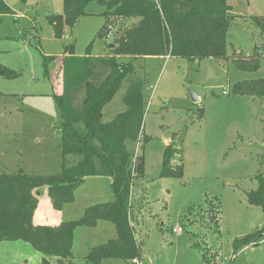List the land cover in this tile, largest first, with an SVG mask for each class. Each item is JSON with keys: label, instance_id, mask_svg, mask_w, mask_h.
I'll list each match as a JSON object with an SVG mask.
<instances>
[{"label": "rangeland", "instance_id": "1", "mask_svg": "<svg viewBox=\"0 0 264 264\" xmlns=\"http://www.w3.org/2000/svg\"><path fill=\"white\" fill-rule=\"evenodd\" d=\"M5 2L15 14L2 17L0 66L23 75L15 80L0 77V173L59 174L62 114L56 96L62 92L64 49L74 44L76 55L85 56L91 45V56H108L115 35L133 23L106 17L112 33L101 38L98 33L108 10L91 2L86 15L57 38L47 17L63 14V0ZM228 5L238 17L227 35L228 60L132 61L134 76L144 81L147 102L143 137L135 147L145 159L144 178L134 181L130 208L131 224L143 242L139 264H206L205 250L211 264H264V235L257 245L237 254L232 246L234 239L264 230V210L247 202L249 192L258 187L257 177H264V101L231 93L237 82L264 79V58L252 73L239 71L232 60L233 53L253 54L259 33L250 19L264 16V0H228ZM127 85L125 80L105 108V121L124 110ZM174 135V141L182 140L183 178H162L163 153ZM90 186L76 193L77 202L66 210L68 220L83 214L81 206L101 202L112 192L103 186V192L92 196ZM44 191L45 187L35 190L38 200ZM218 207L219 221L213 223L210 217ZM79 233L77 264H87L91 248L117 237L114 225L106 221ZM50 261L57 264L55 258Z\"/></svg>", "mask_w": 264, "mask_h": 264}, {"label": "trees", "instance_id": "2", "mask_svg": "<svg viewBox=\"0 0 264 264\" xmlns=\"http://www.w3.org/2000/svg\"><path fill=\"white\" fill-rule=\"evenodd\" d=\"M63 2L62 15L47 17L57 38L66 35L67 29L73 28L76 21L86 15L85 9L91 2L108 10L104 13L105 24L98 33L99 37L105 38L111 30V22L106 17L131 20L133 24L127 25L122 34L115 35V48L108 56H91V45L85 56L76 55L74 44L65 47L59 70L62 92L56 96L62 114V171L55 175H34L23 171L0 173V242L20 240L30 244L44 256L41 264H52L49 259L52 257L57 259V264H77L74 254L76 231L94 228L100 221H106L115 226L117 237L91 248L86 256L87 264H103L108 260H120L125 264L138 259L140 262L143 242L137 239L131 224L130 208L134 181L144 178L145 159L136 153V146L143 137L147 102L144 81L134 76L136 67L132 61L166 56L194 61L207 58L218 62L228 60L227 35L231 23L238 17L232 12L228 0ZM12 14L15 13L5 0H0V25L3 16ZM250 20L259 33L253 54L247 57L241 53L232 55L236 68L246 73L258 71L264 58V16L251 17ZM122 57L130 61L124 64L120 61ZM22 75V71L0 66V77L6 80H15ZM125 80L128 83L123 95L125 109L105 121V108ZM231 93L264 101V79L237 82L231 87ZM174 137L163 153L162 178H183L182 140L174 141ZM147 141L144 137L143 142ZM92 176L112 179L110 201L89 206L79 218L62 221L57 226L34 225L33 217L39 202L35 190L46 187L54 208L61 211L74 202L76 190ZM257 181L258 187L249 192L247 202L264 210V177H257ZM219 209L210 217L213 223L219 221ZM263 235L264 230L234 239V253L257 245ZM202 257L206 264H211L206 250Z\"/></svg>", "mask_w": 264, "mask_h": 264}, {"label": "crops", "instance_id": "3", "mask_svg": "<svg viewBox=\"0 0 264 264\" xmlns=\"http://www.w3.org/2000/svg\"><path fill=\"white\" fill-rule=\"evenodd\" d=\"M67 31H68V29H67ZM67 31H66V33H67ZM150 58H155V57H147V58H142V59L146 60V59H150ZM163 58L164 59L169 58V56H166ZM142 59H138V60H142ZM88 184H91L89 190L91 191L90 192L91 195L94 196V194H98V193L103 192V190H104L103 186L106 187V190L111 188L112 179L108 176L88 177L86 179L85 183L83 185H81L76 190L74 202L66 205L61 211H58L54 208L52 200L50 199L49 194H48V189L45 187L46 191H44L42 193L41 198L39 199V202H38V207L34 213V217H33L34 225L57 226L62 221H65L64 219H67V217H66L67 208H69L70 206L74 205L75 202H77L76 193H78L79 190H82ZM133 188H134V186L132 187V190H131V199H132ZM112 196H113L112 192L111 193L108 192V194L104 198L105 200H103L101 202H96V204L110 201L112 199ZM131 203H132V201H131ZM89 206L90 205H85V206H81V207L84 211ZM69 215L71 216V214H69ZM80 216H82V215H80ZM72 219H74V218H70V220H72ZM100 222H102V221H100ZM81 230H83V229H78L75 233L74 254H75V246L77 243L76 236H77V234H80L79 232ZM115 230H116V228H115ZM12 244H14V245H12ZM35 254H40L41 257H35L36 256ZM33 257L36 258L35 264H41L44 256L41 253H39L38 251H36L30 244H28L24 241L18 240V241L0 242V263H3V264H33L32 260H31V259H33ZM52 258H55V257H52ZM49 259H51V258H49ZM55 260H57V259L55 258Z\"/></svg>", "mask_w": 264, "mask_h": 264}, {"label": "water", "instance_id": "4", "mask_svg": "<svg viewBox=\"0 0 264 264\" xmlns=\"http://www.w3.org/2000/svg\"><path fill=\"white\" fill-rule=\"evenodd\" d=\"M113 48H115V45H110L109 46V49H113ZM192 99H193L194 102H198L199 101V99L195 95H192Z\"/></svg>", "mask_w": 264, "mask_h": 264}, {"label": "built area", "instance_id": "5", "mask_svg": "<svg viewBox=\"0 0 264 264\" xmlns=\"http://www.w3.org/2000/svg\"><path fill=\"white\" fill-rule=\"evenodd\" d=\"M224 94H226V95H227V94H228V92H227V91H225V92H224ZM176 231H177V230L175 229V230H174V232H176ZM133 263H134V264H139L140 262H139L138 260H133Z\"/></svg>", "mask_w": 264, "mask_h": 264}]
</instances>
